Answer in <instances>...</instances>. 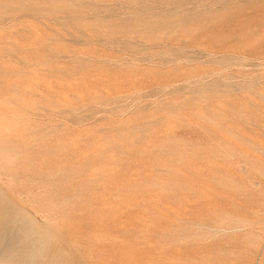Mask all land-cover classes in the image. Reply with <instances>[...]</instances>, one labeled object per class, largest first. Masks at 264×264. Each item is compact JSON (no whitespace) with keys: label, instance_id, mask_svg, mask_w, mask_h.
Listing matches in <instances>:
<instances>
[{"label":"rangeland","instance_id":"rangeland-1","mask_svg":"<svg viewBox=\"0 0 264 264\" xmlns=\"http://www.w3.org/2000/svg\"><path fill=\"white\" fill-rule=\"evenodd\" d=\"M0 124V264H264V0H0Z\"/></svg>","mask_w":264,"mask_h":264},{"label":"bare ground","instance_id":"bare-ground-1","mask_svg":"<svg viewBox=\"0 0 264 264\" xmlns=\"http://www.w3.org/2000/svg\"><path fill=\"white\" fill-rule=\"evenodd\" d=\"M4 120V119H3ZM2 121V120H1ZM1 125V124H0ZM1 132V131H0ZM1 134V133H0ZM2 135V134H1ZM4 135V134H3ZM4 148V147H3ZM6 159V158H5ZM3 170V171H2ZM14 171V170H13ZM14 173V172H13ZM10 175L7 173L6 171V168L4 166L1 167L0 165V192L3 191V186H6L7 188L8 187H11L12 185V181L9 179ZM2 190V191H1ZM10 191H13V190H10ZM8 209L10 210V208L8 207ZM8 211V210H7ZM5 213H7L4 208L1 209L0 207V223H2V219H3V216H5ZM259 220V219H258ZM241 221V220H240ZM243 222V221H241ZM256 225V224H255ZM258 226H260V224L258 223ZM241 228H232L230 230H232V232H237L239 231ZM224 233V232H223ZM4 241V239H1L0 240V246L2 244V242ZM10 255H8V257H4V256H1L0 257V262L2 263H6L9 258Z\"/></svg>","mask_w":264,"mask_h":264}]
</instances>
